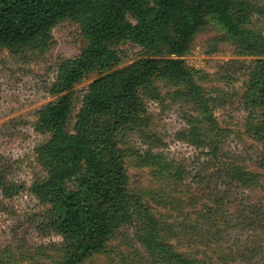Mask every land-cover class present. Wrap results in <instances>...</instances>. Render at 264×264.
<instances>
[{"label": "rangeland", "instance_id": "obj_1", "mask_svg": "<svg viewBox=\"0 0 264 264\" xmlns=\"http://www.w3.org/2000/svg\"><path fill=\"white\" fill-rule=\"evenodd\" d=\"M238 1L257 8L243 25L264 37V0ZM83 46L80 24L66 19L51 29L48 46L0 48V176L23 186L14 196L0 188V264H62L65 258L63 238L43 225L48 206L29 188L47 177L37 147L50 133L38 111L56 99L49 88L58 63L76 58ZM123 47L118 68L146 57L138 46ZM171 56L165 48L157 58ZM183 58L191 78L176 85L156 75L150 85L158 98L140 87L143 110L134 124L118 128L112 116L102 120L105 129L117 130L119 157L106 151L104 158L121 159L125 167L132 218L82 264H163L145 243L152 217L161 238L199 264H264V135L260 110L244 98L257 57L239 53L207 15ZM98 76L92 72L73 88L75 111ZM189 84L209 100L204 119L180 94ZM235 171L246 172V182Z\"/></svg>", "mask_w": 264, "mask_h": 264}, {"label": "trees", "instance_id": "obj_2", "mask_svg": "<svg viewBox=\"0 0 264 264\" xmlns=\"http://www.w3.org/2000/svg\"><path fill=\"white\" fill-rule=\"evenodd\" d=\"M255 11L252 3L238 0H0V48L35 42L45 47L51 29L61 21L70 19L81 26L80 54L58 63L49 88L56 99L38 111L42 129L50 133L37 147L47 177L29 188L48 206L46 231L63 238L62 264H82L132 218L125 167L121 159L104 158L106 151L118 153L117 130L105 129L102 120L112 116L118 128L134 124L143 110L138 89L147 86V96H160L150 85L156 75L176 85L191 78L183 56L207 15L237 42L239 53L257 57L244 98L260 110L258 129L264 135V37L243 25ZM129 43L140 47L146 57L118 68L123 46ZM165 48L172 56L157 58ZM92 72L99 76L89 83L75 111L72 90ZM180 94L206 118L209 100L200 86L189 84ZM194 132L193 126L190 133ZM261 162L264 168V153ZM246 174L235 171L234 178L246 182ZM22 187L0 176L6 196H14ZM147 227L145 243L158 252L163 264H199L161 238L156 218H150Z\"/></svg>", "mask_w": 264, "mask_h": 264}]
</instances>
